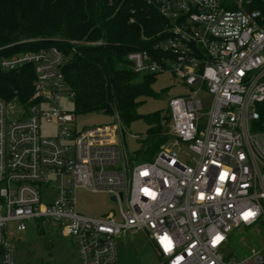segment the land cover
<instances>
[{
    "label": "built area",
    "instance_id": "2783aa9c",
    "mask_svg": "<svg viewBox=\"0 0 264 264\" xmlns=\"http://www.w3.org/2000/svg\"><path fill=\"white\" fill-rule=\"evenodd\" d=\"M147 1L167 22L150 49L127 54L130 67L171 72L191 90L170 99L167 139L151 160L128 152L116 111L113 123L78 129L76 112L61 105L74 92L58 46L0 59L4 70L34 71L27 102L0 98V264H15L10 235L32 219L59 224L79 264L119 261L128 231L145 233L160 264H264L258 249L242 259L222 253L234 230L264 223V129L253 128L264 101V13L255 0ZM202 90L213 97L207 113ZM17 105L22 115L12 119ZM43 121L55 122L54 136ZM79 189L115 197L118 214L79 212Z\"/></svg>",
    "mask_w": 264,
    "mask_h": 264
},
{
    "label": "trees",
    "instance_id": "16d2710c",
    "mask_svg": "<svg viewBox=\"0 0 264 264\" xmlns=\"http://www.w3.org/2000/svg\"><path fill=\"white\" fill-rule=\"evenodd\" d=\"M251 8L264 13V0H255ZM166 22L147 0H0V59L58 46L67 57L63 71L74 92L76 114L116 111L126 126L143 118L149 129L135 158L151 160L167 139L163 132L170 114H138L142 98L158 95L152 88L157 74L135 73L127 54L150 49ZM33 76L32 65L16 70L0 66V98L27 102ZM257 110L253 128L263 130L264 101Z\"/></svg>",
    "mask_w": 264,
    "mask_h": 264
},
{
    "label": "rangeland",
    "instance_id": "374dc122",
    "mask_svg": "<svg viewBox=\"0 0 264 264\" xmlns=\"http://www.w3.org/2000/svg\"><path fill=\"white\" fill-rule=\"evenodd\" d=\"M156 97L142 98L143 102L138 107L139 115H146L156 111H167L169 101L177 95L189 93L182 80L171 72L157 75L152 86ZM203 107L201 112L207 113L211 107L212 95L202 90L197 95ZM61 105L65 110L75 111L74 100L66 94L61 97ZM22 115L21 108L17 105L10 112V118L17 119ZM115 116L102 111H92L77 114L78 129L113 123ZM42 133L54 136L56 124L54 121L42 122ZM129 134L126 136L128 152L135 153L141 147L142 139L147 135L149 125L138 118L127 126ZM79 212L93 217H102L110 212L118 214L119 203L111 200L105 193H92L79 189L76 194ZM13 234L16 231L15 223L7 227ZM15 244V264H79L77 248L72 237L62 232V227L54 222L32 219L26 222L24 230L19 234L10 235ZM119 261L114 264H160V258L147 236L142 231L125 232L117 242ZM261 250L264 254V223L253 227H243L234 230L223 250L228 257L242 259L250 255L252 250Z\"/></svg>",
    "mask_w": 264,
    "mask_h": 264
},
{
    "label": "snow or ice",
    "instance_id": "6c2138e0",
    "mask_svg": "<svg viewBox=\"0 0 264 264\" xmlns=\"http://www.w3.org/2000/svg\"><path fill=\"white\" fill-rule=\"evenodd\" d=\"M249 215H252V213H248L246 214L245 218H247ZM219 239V238H218Z\"/></svg>",
    "mask_w": 264,
    "mask_h": 264
},
{
    "label": "water",
    "instance_id": "95a60500",
    "mask_svg": "<svg viewBox=\"0 0 264 264\" xmlns=\"http://www.w3.org/2000/svg\"><path fill=\"white\" fill-rule=\"evenodd\" d=\"M122 195V194H121ZM111 200H115V197H111Z\"/></svg>",
    "mask_w": 264,
    "mask_h": 264
}]
</instances>
